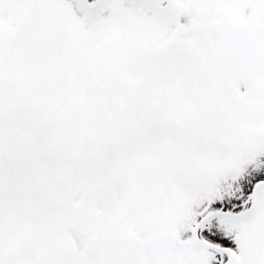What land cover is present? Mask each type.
<instances>
[{
    "label": "snow or ice",
    "instance_id": "obj_1",
    "mask_svg": "<svg viewBox=\"0 0 264 264\" xmlns=\"http://www.w3.org/2000/svg\"><path fill=\"white\" fill-rule=\"evenodd\" d=\"M0 264H264V0H0Z\"/></svg>",
    "mask_w": 264,
    "mask_h": 264
}]
</instances>
